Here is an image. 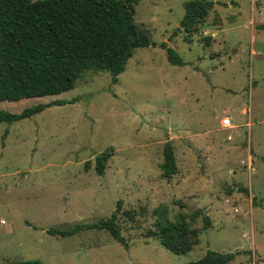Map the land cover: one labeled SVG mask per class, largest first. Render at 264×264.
<instances>
[{"label": "rangeland", "instance_id": "rangeland-1", "mask_svg": "<svg viewBox=\"0 0 264 264\" xmlns=\"http://www.w3.org/2000/svg\"><path fill=\"white\" fill-rule=\"evenodd\" d=\"M186 1L140 0L134 15L183 65L159 46L136 48L117 83L86 71L71 90L0 100L18 113L76 99L0 121V264H184L207 250H250L227 264H264V0H212L190 33L171 36ZM167 140L177 164L170 179L159 168ZM103 151L111 156L99 175ZM118 199L128 248L104 229L46 232L107 219ZM159 207L196 230L185 237L189 250L145 236Z\"/></svg>", "mask_w": 264, "mask_h": 264}, {"label": "trees", "instance_id": "trees-1", "mask_svg": "<svg viewBox=\"0 0 264 264\" xmlns=\"http://www.w3.org/2000/svg\"><path fill=\"white\" fill-rule=\"evenodd\" d=\"M140 0H0V100H20L59 94L75 87L76 81L86 71L110 75L111 83L126 69L127 61L136 48L159 46L173 65H183L178 53L165 41L152 40L150 30L141 27L134 19ZM212 0L184 2V14L172 31L190 33L195 24L204 20L213 7ZM76 99H55L26 107L18 113L0 109V121L13 122L28 118L53 105L72 103ZM109 151L95 155L94 169L104 172ZM90 161L85 162L89 168ZM161 177L170 179L177 172L176 158L171 142L165 141L160 163ZM122 200L110 217L96 223H78L72 228L48 229L51 235H71L81 229L106 230L111 237L128 248L117 220ZM202 210L193 213L195 217ZM204 227L210 226V218L202 215ZM184 220L172 221L165 207H159L153 229L146 237L159 240L173 253H183L191 245L185 240L195 234ZM241 253L207 250L200 258L184 264H227ZM4 264H44L38 259L10 261Z\"/></svg>", "mask_w": 264, "mask_h": 264}, {"label": "built area", "instance_id": "built-area-1", "mask_svg": "<svg viewBox=\"0 0 264 264\" xmlns=\"http://www.w3.org/2000/svg\"><path fill=\"white\" fill-rule=\"evenodd\" d=\"M221 125L223 126V127H231V120H230V118H228V117H226V118H223L222 120H221ZM248 166H249V168H251V163L249 164L248 163Z\"/></svg>", "mask_w": 264, "mask_h": 264}]
</instances>
